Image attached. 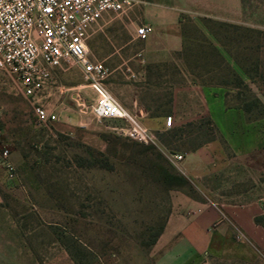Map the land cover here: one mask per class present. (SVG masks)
<instances>
[{
	"label": "rangeland",
	"instance_id": "374dc122",
	"mask_svg": "<svg viewBox=\"0 0 264 264\" xmlns=\"http://www.w3.org/2000/svg\"><path fill=\"white\" fill-rule=\"evenodd\" d=\"M242 5L243 20L237 25L264 31V0H242ZM118 15L108 14L115 43L125 41V17ZM202 21L186 19L185 34L197 36L198 28L213 41ZM141 47L138 42L133 50ZM136 66L131 74L137 75ZM232 66L264 102L258 84ZM150 75L148 95L158 113L167 112L158 84L186 74L168 65ZM105 87L127 109L131 94ZM34 100L57 120L39 123L32 112ZM34 100L25 99L15 81L0 74V264H152L145 244L168 216L172 192H163L154 180L149 166L158 160L140 152L149 146L168 160L167 154L157 144L146 146L119 135L120 121L98 120L91 109L95 95L73 64L51 70L49 86ZM259 125L261 133L264 120ZM206 137L218 141L227 162L199 180V200L222 205L259 198L264 150L232 151L231 138L226 143L212 126ZM234 253L229 246L226 255ZM214 264H264V259L236 263L217 258Z\"/></svg>",
	"mask_w": 264,
	"mask_h": 264
},
{
	"label": "crops",
	"instance_id": "0c3cea01",
	"mask_svg": "<svg viewBox=\"0 0 264 264\" xmlns=\"http://www.w3.org/2000/svg\"><path fill=\"white\" fill-rule=\"evenodd\" d=\"M243 14L242 0L215 3L212 0H135L130 10L117 16L125 17V41L115 43L114 36L110 35L113 26L108 14L87 31L88 58L91 62H101L107 69L105 86L113 92L122 90L131 94L125 103L126 110L138 116L155 134L157 147L168 158L182 157L172 165L198 190L201 178L227 162L218 141L206 137L208 127H214L226 143L231 138L234 145L228 146L232 151L247 153L253 147L254 151L264 148L261 121L248 123L241 111L226 109L223 89L202 87L186 75L181 81L158 84V91L170 100L167 112L158 113V106L148 95L151 75L146 67L162 69L175 65L179 68L176 54L183 42L180 22L211 19L237 24L242 22ZM140 26L150 29L145 40L136 36ZM138 42H142V47L133 50ZM134 65L138 67L137 75L131 74ZM134 76L139 79L129 80ZM166 117L172 119L169 128L165 126ZM258 189L259 198L222 205L208 198L194 200L179 191H171L164 230L151 248L152 264H214L217 258L236 263L263 260L260 251L264 253V229L254 219L264 215V183ZM238 234L244 237L239 242L233 240ZM231 245L235 253L228 258L226 252Z\"/></svg>",
	"mask_w": 264,
	"mask_h": 264
},
{
	"label": "built area",
	"instance_id": "2783aa9c",
	"mask_svg": "<svg viewBox=\"0 0 264 264\" xmlns=\"http://www.w3.org/2000/svg\"><path fill=\"white\" fill-rule=\"evenodd\" d=\"M135 0H0V74L18 85L21 95L34 100L51 81V70L75 65L95 95L91 108L98 120L120 121L117 133L142 145H156V136L139 118L130 114L105 87L107 69L101 62H91L85 40L88 29L104 14H121L134 6ZM150 29L136 30L145 40ZM32 112L41 124L54 122L57 116L34 100ZM171 117L165 118L170 127ZM3 161L9 172L13 171ZM181 156L168 158L171 164ZM236 238L241 239L238 234Z\"/></svg>",
	"mask_w": 264,
	"mask_h": 264
},
{
	"label": "trees",
	"instance_id": "16d2710c",
	"mask_svg": "<svg viewBox=\"0 0 264 264\" xmlns=\"http://www.w3.org/2000/svg\"><path fill=\"white\" fill-rule=\"evenodd\" d=\"M184 21L180 22L182 48L176 54L180 64L178 69L173 65V70L180 75L185 73L202 87L223 89L226 109L241 111L248 123L263 121L264 102L249 88L248 83L232 64L250 83L258 84V90L262 92L264 100V31L228 22L203 19L202 24L211 35L213 39L211 41L198 28H194V31L199 35L187 36ZM225 56L231 60L232 64ZM146 68L148 73L154 69L151 66ZM169 102L170 100L166 101V103ZM140 153H149L155 161L158 160V163L155 162L149 167L157 176L154 180L163 192L179 191L189 198L199 200L197 188L178 173L161 152L148 146L144 147ZM260 179V182L264 183V178ZM166 219L167 216L154 232L151 240L145 244L148 250L163 232ZM254 222L264 229V215L256 217Z\"/></svg>",
	"mask_w": 264,
	"mask_h": 264
}]
</instances>
